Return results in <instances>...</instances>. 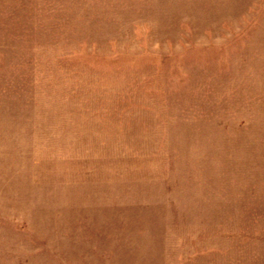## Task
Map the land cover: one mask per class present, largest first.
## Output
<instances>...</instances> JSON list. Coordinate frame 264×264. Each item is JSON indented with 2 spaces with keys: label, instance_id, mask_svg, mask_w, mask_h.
Listing matches in <instances>:
<instances>
[{
  "label": "rangeland",
  "instance_id": "obj_1",
  "mask_svg": "<svg viewBox=\"0 0 264 264\" xmlns=\"http://www.w3.org/2000/svg\"><path fill=\"white\" fill-rule=\"evenodd\" d=\"M0 264H264V0H0Z\"/></svg>",
  "mask_w": 264,
  "mask_h": 264
}]
</instances>
